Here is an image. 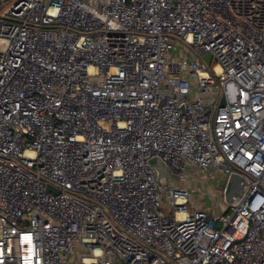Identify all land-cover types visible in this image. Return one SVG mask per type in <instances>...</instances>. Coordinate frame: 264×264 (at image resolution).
<instances>
[{
    "label": "built area",
    "instance_id": "built-area-1",
    "mask_svg": "<svg viewBox=\"0 0 264 264\" xmlns=\"http://www.w3.org/2000/svg\"><path fill=\"white\" fill-rule=\"evenodd\" d=\"M189 167L247 193L192 209ZM75 254L264 264V0H16L0 17V264Z\"/></svg>",
    "mask_w": 264,
    "mask_h": 264
},
{
    "label": "rangeland",
    "instance_id": "rangeland-1",
    "mask_svg": "<svg viewBox=\"0 0 264 264\" xmlns=\"http://www.w3.org/2000/svg\"><path fill=\"white\" fill-rule=\"evenodd\" d=\"M16 0H0V17H3L12 7ZM181 56V47L178 44V50L174 54ZM190 172V181L193 183L192 202L199 209L206 210L210 214H223L230 211V207L224 202L223 189L226 178L213 167L208 169L188 168ZM77 256L72 255L69 264H76Z\"/></svg>",
    "mask_w": 264,
    "mask_h": 264
},
{
    "label": "water",
    "instance_id": "water-1",
    "mask_svg": "<svg viewBox=\"0 0 264 264\" xmlns=\"http://www.w3.org/2000/svg\"><path fill=\"white\" fill-rule=\"evenodd\" d=\"M207 63L211 61V55L206 53L203 55ZM207 110L208 107H205ZM148 164L152 166L157 173V178L163 179L165 182L178 184V177L172 173L169 167L159 157H152L148 159ZM51 190V187H48ZM248 190V181L239 173L231 172L225 180L223 187V199L229 206H236L245 196Z\"/></svg>",
    "mask_w": 264,
    "mask_h": 264
},
{
    "label": "crops",
    "instance_id": "crops-1",
    "mask_svg": "<svg viewBox=\"0 0 264 264\" xmlns=\"http://www.w3.org/2000/svg\"><path fill=\"white\" fill-rule=\"evenodd\" d=\"M190 178V177H189ZM189 185H190V187H191V189L193 188V183L190 181V179H189ZM222 189H223V187L220 189L221 191H222ZM190 206H191V208L192 209H198V207H196L195 205H194V203L192 202V199H191V202H190Z\"/></svg>",
    "mask_w": 264,
    "mask_h": 264
},
{
    "label": "bare ground",
    "instance_id": "bare-ground-1",
    "mask_svg": "<svg viewBox=\"0 0 264 264\" xmlns=\"http://www.w3.org/2000/svg\"><path fill=\"white\" fill-rule=\"evenodd\" d=\"M216 70L219 71V68L217 67Z\"/></svg>",
    "mask_w": 264,
    "mask_h": 264
}]
</instances>
